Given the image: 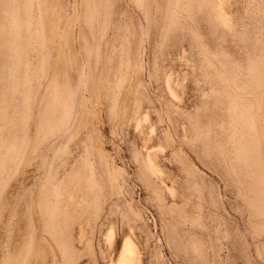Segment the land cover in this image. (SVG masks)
Wrapping results in <instances>:
<instances>
[{"label": "rangeland", "instance_id": "374dc122", "mask_svg": "<svg viewBox=\"0 0 264 264\" xmlns=\"http://www.w3.org/2000/svg\"><path fill=\"white\" fill-rule=\"evenodd\" d=\"M0 35V264H264V0H0Z\"/></svg>", "mask_w": 264, "mask_h": 264}, {"label": "crops", "instance_id": "0c3cea01", "mask_svg": "<svg viewBox=\"0 0 264 264\" xmlns=\"http://www.w3.org/2000/svg\"><path fill=\"white\" fill-rule=\"evenodd\" d=\"M80 16H81V13H80ZM81 18V17H80ZM44 37H45V35H44ZM58 46H59V48H58V56H57V58H58V62L60 63V64H62V59L64 58V50H63V48H62V46H61V43H59L58 44ZM67 86V84H61V85H58V86H56V90L58 89L59 91L61 90V92H62V90L63 91H68V88L66 87Z\"/></svg>", "mask_w": 264, "mask_h": 264}, {"label": "bare ground", "instance_id": "6f19581e", "mask_svg": "<svg viewBox=\"0 0 264 264\" xmlns=\"http://www.w3.org/2000/svg\"><path fill=\"white\" fill-rule=\"evenodd\" d=\"M19 22V21H18ZM1 36V35H0ZM6 46V45H5ZM6 57V56H5ZM2 59V58H1ZM8 62V61H7ZM126 264V263H125Z\"/></svg>", "mask_w": 264, "mask_h": 264}]
</instances>
